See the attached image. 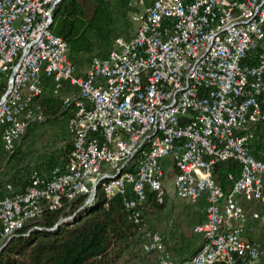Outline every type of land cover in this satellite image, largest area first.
<instances>
[{
  "label": "built area",
  "instance_id": "built-area-1",
  "mask_svg": "<svg viewBox=\"0 0 264 264\" xmlns=\"http://www.w3.org/2000/svg\"><path fill=\"white\" fill-rule=\"evenodd\" d=\"M58 1L0 0L3 155L44 119L36 97L45 77L62 97L71 137L64 164L48 174L33 168L21 190L4 181L0 246L43 205L56 208L79 194L88 202L100 186L133 208L142 251L173 264L162 233L137 206L147 187L163 200L165 170L173 166L175 194L205 201V217L193 225L202 241L186 264H233L236 256L259 264L262 242L242 234V200L263 206L249 216L264 225V141L259 154L252 150L254 126L264 121V0H152L133 15L134 32L92 55L83 72L51 28ZM228 158L241 170L224 191L214 164Z\"/></svg>",
  "mask_w": 264,
  "mask_h": 264
},
{
  "label": "trees",
  "instance_id": "trees-1",
  "mask_svg": "<svg viewBox=\"0 0 264 264\" xmlns=\"http://www.w3.org/2000/svg\"><path fill=\"white\" fill-rule=\"evenodd\" d=\"M111 22L112 13L106 0H59L53 8L51 28L67 42L69 52H79L92 45L90 31L108 39ZM36 101L47 120L66 112L60 95L37 96ZM68 147L67 153L71 143ZM66 159L67 156L60 164ZM240 170L241 164L235 158L219 160L214 164L215 180L227 191ZM5 180H11L21 190L28 176L14 183L6 173L0 178V197L5 191ZM165 204V195L158 201L156 191L147 187L145 198L137 205L140 217L146 220L149 213ZM142 232L141 223L134 221L133 208L124 202V195L106 197L98 186L91 201L86 202V196L79 194L70 200L64 199L56 208L43 205L39 216L26 221L1 242L2 245L7 240L0 248V264H115L140 241ZM189 258L173 264H186ZM210 264L230 263L219 259ZM233 264L244 262L236 256Z\"/></svg>",
  "mask_w": 264,
  "mask_h": 264
},
{
  "label": "rangeland",
  "instance_id": "rangeland-1",
  "mask_svg": "<svg viewBox=\"0 0 264 264\" xmlns=\"http://www.w3.org/2000/svg\"><path fill=\"white\" fill-rule=\"evenodd\" d=\"M108 2L109 8L113 10L114 16L116 15L115 17H117V5L114 4L113 0H108ZM123 2L126 5L125 13L120 18L121 23L118 25L114 21L111 24L108 39L101 38L96 31H90L89 36L92 40V45L88 49L79 52H69V57L74 62L77 70L80 69L83 72L92 55L106 53L114 44V39L117 35L122 36L127 30H129L130 34L134 32L136 22L133 19V15L137 11L132 5L135 3V6L138 7L141 2L139 0H123ZM129 2H133L132 7ZM262 105L264 109V102ZM66 121L67 118L62 115L54 119V124H52L51 120L45 118L41 121L31 122L25 135L20 140L19 149L16 150L14 155L8 157L12 164L16 162L14 166L17 167L9 168L8 166L2 169L0 166V176L3 175L2 177H5L7 173L12 178V181L16 183L20 179L27 178L33 168L39 171L40 169L43 171L49 169L50 172L54 165L60 164L68 156V144L71 143V137L66 128ZM24 140L26 141L24 142ZM48 156H51V160L48 159ZM32 157L43 160L38 161L35 166H31ZM174 173L175 168L167 166L163 177L166 204L160 210L149 213L146 220L150 228L162 233L172 258L181 260L191 257L198 249L197 247H199L194 244L196 239L194 238L195 231L193 230V222L197 216H194L192 211H186L187 199L175 194L173 187ZM156 256L157 252L142 251L140 241H138L115 264H155L157 261Z\"/></svg>",
  "mask_w": 264,
  "mask_h": 264
},
{
  "label": "crops",
  "instance_id": "crops-1",
  "mask_svg": "<svg viewBox=\"0 0 264 264\" xmlns=\"http://www.w3.org/2000/svg\"><path fill=\"white\" fill-rule=\"evenodd\" d=\"M152 0H143V2L140 3V5L138 7L135 6V3L132 5L133 2H129L130 6L132 5L134 7V9L136 11L138 10H142L144 8L145 5L149 4ZM114 4L117 5V17L114 16L113 10L109 8L108 5V0H106L108 9H110L113 19L111 24L115 21L118 25L121 23V16L123 15V13H125V2H123V0H113ZM131 6V7H132ZM117 25V26H118ZM130 32L129 30L125 31V34L122 35L124 36L123 38H127L128 36H130ZM122 37L120 35H117L116 37ZM78 68V66H77ZM78 72H81L80 69L77 70ZM70 90V86L67 84L66 81H64V87L62 89V91L66 92ZM54 94V90H53V80L51 78H43V88H42V92L39 95V97H46V96H53ZM67 114L68 112L64 113V117L67 118ZM52 124H54V119L51 120ZM255 128V137L252 141V150L256 153L259 154V152H261L262 149V143L264 141V121L260 122L259 124H257V126H254ZM26 140H24L25 142ZM21 150V148H20ZM23 152V150H22ZM49 160H51V156H48ZM34 159V160H33ZM43 159H35L32 157V161L30 162L31 166H35V164H38V161H42ZM36 161V162H34ZM14 164H16V162H13ZM14 164H12L11 161L8 160V158H5L3 156V149L1 146V134H0V166L2 169H4V167H17L14 166ZM41 172H43L44 174H48L49 173V169L43 171L42 169H40ZM186 201H188V205L186 206V211H192V214L194 216H197L196 220L193 222V225L202 221L205 217V201L203 198H200L196 201H191L189 199H187ZM242 203L244 205L246 214L248 215V218L246 220V222L243 224L242 227V234L244 237L248 238V239H255V240H260L262 242V252H261V256L259 259V264H264V225L259 224L258 222H256L255 220H253L249 214L251 213L252 210L256 209V208H262L263 206L261 204H259L256 201H246V200H242ZM194 238L195 240V246H199L201 241H202V236L198 233H194ZM155 264H158L157 261Z\"/></svg>",
  "mask_w": 264,
  "mask_h": 264
},
{
  "label": "water",
  "instance_id": "water-1",
  "mask_svg": "<svg viewBox=\"0 0 264 264\" xmlns=\"http://www.w3.org/2000/svg\"><path fill=\"white\" fill-rule=\"evenodd\" d=\"M6 241H7V240H6ZM6 241H5V242H6ZM5 242L0 246V248L5 244Z\"/></svg>",
  "mask_w": 264,
  "mask_h": 264
}]
</instances>
